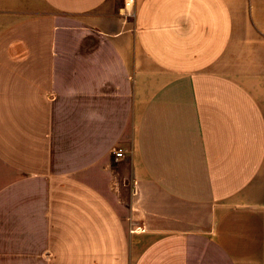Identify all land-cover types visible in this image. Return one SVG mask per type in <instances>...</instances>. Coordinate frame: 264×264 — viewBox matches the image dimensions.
I'll list each match as a JSON object with an SVG mask.
<instances>
[{"label":"crops","instance_id":"crops-1","mask_svg":"<svg viewBox=\"0 0 264 264\" xmlns=\"http://www.w3.org/2000/svg\"><path fill=\"white\" fill-rule=\"evenodd\" d=\"M135 11L0 0V264H264V0Z\"/></svg>","mask_w":264,"mask_h":264},{"label":"built area","instance_id":"built-area-1","mask_svg":"<svg viewBox=\"0 0 264 264\" xmlns=\"http://www.w3.org/2000/svg\"><path fill=\"white\" fill-rule=\"evenodd\" d=\"M124 14L126 16H131L135 15V0H124ZM114 154L116 157H121L123 156V149L122 148H117L114 150Z\"/></svg>","mask_w":264,"mask_h":264},{"label":"rangeland","instance_id":"rangeland-1","mask_svg":"<svg viewBox=\"0 0 264 264\" xmlns=\"http://www.w3.org/2000/svg\"><path fill=\"white\" fill-rule=\"evenodd\" d=\"M135 15L127 16L128 18H134Z\"/></svg>","mask_w":264,"mask_h":264}]
</instances>
